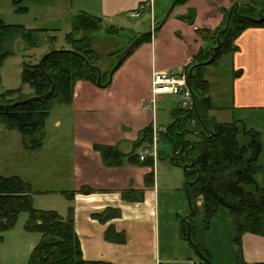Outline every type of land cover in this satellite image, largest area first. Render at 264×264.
<instances>
[{"label":"trees","instance_id":"trees-1","mask_svg":"<svg viewBox=\"0 0 264 264\" xmlns=\"http://www.w3.org/2000/svg\"><path fill=\"white\" fill-rule=\"evenodd\" d=\"M22 2L23 0H12L15 13L26 14L28 12L27 8L20 6ZM186 2L187 0H180L177 6ZM237 3L240 4L238 13L241 16L233 15L228 30L221 35L222 45L215 51L214 62L224 55H231L238 51L235 42L245 31L254 27L264 28V20L256 23L250 19L259 18V12L264 10V0H237ZM223 12L225 18L219 29L213 32L203 29L196 30V34L203 39L205 46L194 57L193 62L187 67V71L192 66L205 63L211 58L209 50L218 44L217 36L225 28L230 10ZM164 14L161 15L162 19L154 25V28L162 23L165 18ZM189 14L188 17H180V19L189 25H194L196 12L190 11ZM72 22V30L65 37L68 47L61 49H69L76 54L56 53L50 55L44 61V70L47 74L45 75L41 71L39 63L47 53L57 49V37L54 34L58 30L26 29L22 25L7 24L0 17V70L5 60L14 55L13 44L17 39L20 38L22 41L23 52L32 53L23 55L21 86L0 93V105L15 103L18 100H14V98L18 96L21 97L20 101L46 95L52 88L49 77L56 86L54 93L45 100L18 106L10 111L0 109V125L7 131H16L20 134L22 145L26 151H35L44 146L47 138L46 126L52 112L56 107H71L73 105L75 89L79 81L89 82L98 87V71L87 67L83 58L87 59L92 67L98 66L97 63L101 59V55L94 48L93 34L104 26L103 20L82 12L74 16ZM107 32L119 35V30L114 26H108ZM42 35H46L47 38H41ZM140 35L142 33L133 35L123 49L113 52L111 55L116 56V60L124 55L123 65L140 46L151 43L153 36L148 35L141 39L129 54H124ZM44 45L48 47L47 51L36 58L33 52ZM204 66L197 67L191 77V90L196 96L194 108L189 111L181 107L174 110L172 112L173 121L166 126L168 132L165 129L161 135H163V142L169 148L167 159L173 166L183 168L188 163L193 162L194 164L190 170L184 171L185 183L192 182L188 185V190L194 211L198 207V202H201L205 216L210 220L220 207H224L232 220L230 238L233 247L230 250L237 249L233 264H250L244 259L243 236L250 233L264 238V187L260 186L257 181V176L264 173V167L260 164V157L264 149L262 136L259 132L248 131L242 120L235 119L231 123H219L210 116V111L220 108H216L208 96L210 84L204 79ZM109 73L110 71L102 73L103 84L108 82ZM1 78L0 73V84ZM26 86L30 88L31 93L24 98ZM178 124L179 129L177 128ZM202 124L209 125L214 132L213 136H204L199 133L195 136L197 140H192L189 147L188 134L184 132L185 129L195 126L196 129L201 130ZM241 135L248 138L247 144H240ZM153 136L154 125L151 124L141 131L131 153L127 155L121 153L117 146L95 145L93 149L100 154L103 164L108 168L122 167L126 160L134 166L154 165L153 157L147 156L145 161H140V155L137 153L140 148L145 149L153 144ZM174 146H176L175 153L173 152ZM181 148L184 150L180 152ZM160 152L159 150L158 157ZM197 170L201 175L198 182H195L198 177ZM149 180H154V173L151 174ZM79 192L89 194L93 190L82 187ZM35 194L38 195L33 192L32 185L21 177L0 175V233L15 227L19 217L26 214L28 218L24 226L25 232L41 235V240L33 248L27 264H112L86 261L83 257L80 237L75 230L73 208H69L66 217L53 210L36 208L34 206ZM65 195L71 201L75 193L66 192ZM123 198L128 202H142L144 193L128 191L123 194ZM121 215L120 209L107 208L104 212L93 215V218L102 224H109L120 218ZM192 217L189 221L192 226V239L196 243L193 237ZM180 219L182 223L181 237L187 240V223L182 215ZM105 239L117 245H124L127 242L125 233L118 232L113 224H109L106 229ZM189 245L196 253L194 247L190 243ZM197 246L210 263L214 264L211 255L205 253L200 245L197 244ZM196 256L199 258V262L192 264H208L197 253ZM255 264H264V262Z\"/></svg>","mask_w":264,"mask_h":264},{"label":"crops","instance_id":"crops-1","mask_svg":"<svg viewBox=\"0 0 264 264\" xmlns=\"http://www.w3.org/2000/svg\"><path fill=\"white\" fill-rule=\"evenodd\" d=\"M78 1L81 5L78 7L79 12L89 13L101 18L103 25L106 27L109 24L114 25L117 23L119 27H115V29L123 31L126 26L124 18L133 19L130 13L140 3L149 0ZM235 3H237V0H189L187 4L177 6L171 17L158 31L161 32L158 35L156 34L158 32L152 35L153 40L151 43L140 46L115 73L112 84L107 87L109 89L95 87L84 81L77 83L74 103L69 107L71 109L70 115H73L75 119L82 116V123L84 124L91 121L92 116H99V122L94 120L95 126L103 127L107 121L111 123V117H117L119 120L124 114H131L126 112L139 111L141 117H143L139 132L152 122L154 123L151 118L154 119L155 113L150 115V113L142 112H149L144 109V106H146L144 103L152 101L151 85L155 71L172 68L173 72L178 73L181 69H187L191 64L192 57L197 55L201 48L205 46L204 41L198 37L195 30L216 31L219 29L224 22L225 15L223 11L230 10ZM171 4L172 0H156L153 13L151 10H147L151 20L150 28L146 27L143 30H137L136 33L132 32V34H140L154 29V25L162 19L161 15L168 11ZM191 10L196 12L195 22L192 26L180 19V17L189 16ZM147 11L141 17L148 15L146 14ZM55 13L60 17L62 16L60 7L58 10L55 9ZM28 14L26 13V16ZM0 17L5 22L8 19L2 9L0 10ZM34 21H37V19L35 18ZM120 27L123 29H120ZM25 28L35 29L30 28V26ZM21 42L19 38L13 47L14 53L19 57L23 55ZM46 45L41 48H46ZM124 45L125 41L122 42L121 47L123 48ZM235 45L238 51L230 55L232 60V103L229 107L219 106V110L225 108L235 115L262 113L264 112V28L254 27L248 29L236 40ZM94 48L97 51L95 42ZM26 54H31V52ZM19 67L21 68L20 64ZM3 91L4 87L0 84V93ZM91 94L102 96V98L100 100L96 99ZM213 111L209 113L210 116H213ZM68 116H65V118ZM238 120L241 119L238 118ZM115 122L113 131L121 133L116 128L117 121ZM121 123L123 124V122ZM56 127L62 128L63 123L58 121ZM0 128L3 127L0 126ZM115 132H113L114 138ZM137 139L138 137L132 138V142L135 143ZM120 142L121 140H115L106 146H117L119 149ZM76 147L85 148V146L81 147L79 143L76 144ZM132 149L133 146L131 151ZM85 153L87 154L86 159L70 163L65 170L61 165L58 166L61 171L58 172L57 177L60 174L62 178H60V181L59 178H55V181L57 184L60 183L61 188L56 193H52V190L49 189L38 193V205L40 207L37 208L56 211L63 217L67 216L70 207L73 208L75 230L80 237L83 257L86 261L112 264L170 263V258L164 261L161 256V199L156 177H154V180L147 181V185L150 183V186L143 185L142 179L145 172L137 171L140 181L138 178L135 180L132 178V174L136 172L135 170H138L136 167L131 166L130 170L132 172L122 174L123 166L108 168L103 164L98 152L85 150ZM261 165L264 167V163ZM50 172H53L52 169L45 172V168H43L41 174H49ZM45 178L47 177L42 176L40 180ZM46 181L52 183L54 180L48 178L43 182ZM257 181L260 186L264 187V173L257 176ZM176 184L177 186L172 187L174 190L183 189L185 192V183L179 185L176 182ZM82 187L91 188L93 192L89 194L80 193L79 190ZM128 191L143 192L144 200L142 202L126 201L123 194ZM66 192L75 193L73 200L69 201L67 199ZM51 196L55 198L46 199V204L44 198ZM107 208H118L122 212L120 218L111 221L109 224H113L118 232L125 233L127 242L124 245L108 242L105 239V231L109 224H102L93 218V215L102 213ZM242 245L244 259L247 263L264 262L263 237L247 233L243 236ZM236 250H231V256L234 260ZM194 262L195 259L193 258L188 260L189 264ZM231 262L232 260H230Z\"/></svg>","mask_w":264,"mask_h":264},{"label":"rangeland","instance_id":"rangeland-1","mask_svg":"<svg viewBox=\"0 0 264 264\" xmlns=\"http://www.w3.org/2000/svg\"><path fill=\"white\" fill-rule=\"evenodd\" d=\"M86 1L88 2L91 0ZM173 1L174 0H172V3ZM188 1L189 0H187V2ZM187 2L184 4H187ZM20 6L28 9L29 12L27 13L29 14L27 16L26 14L18 15L14 12L12 0H0V10L2 9L8 18L6 19V23L22 25L24 27L30 26V28L38 30L57 29L58 32L54 34L57 37V49L68 47L65 42L66 34L72 30V20L74 16L82 13L79 12L78 9V7L81 6L79 1L23 0ZM59 7L60 12L62 13L61 17L55 13V9L58 10ZM192 11L194 12V10H191V12ZM146 14L148 15L142 16L139 19L124 18V23L126 24L124 27L125 30H119V35L108 33V27L106 26H103L100 30L94 32L93 42H95L97 52L101 55V59L97 64L102 70V73L111 71L112 67L116 65L118 60H116V56L111 55V53L123 49L128 44L129 39L133 36L132 32L136 33L138 32L137 30L140 31L146 27L150 28L151 20L149 11H147ZM35 18L37 21H34ZM109 26L119 27L117 23L114 25L109 24ZM120 29L123 28L120 27ZM160 32L156 34L158 35ZM42 37L47 36L44 35ZM198 37L200 36L198 35ZM123 41H125V45L122 48L121 44ZM47 49L48 47L35 50L33 55L35 54L36 58H39V56L46 52ZM26 53L29 52L25 51L23 52V55H26ZM168 54L169 52L167 53V56ZM23 55L19 57L14 53V55L5 60L3 67L0 70L2 77L1 84L4 87L3 92L17 89L21 86L22 70L19 67V64L21 66L23 62ZM194 57H192L191 63L193 62ZM203 68L205 70L204 79L210 84L208 96L213 101V105H215L216 108L222 105L223 107H229L232 103L233 89L232 60L230 55H224L213 64L204 66ZM2 70L4 71L2 72ZM155 72L164 75H176L177 73L173 72L172 68L157 70ZM145 84L147 85L146 82ZM26 87L24 89V98L31 93H29L30 88L28 87V89H26ZM145 88L147 89V86ZM91 95L95 96V98L99 100L102 98V96L94 94ZM20 98L21 97L18 96L15 97L14 100L19 101ZM181 100L182 99L178 96L164 95L161 98H157L155 101H146L144 103L146 105L144 106V109L149 112L146 111L142 113H150V115L155 113L154 119L151 118V120H154V123L152 122L151 124L160 130L162 129L164 132L166 126L173 121L172 112L181 107ZM226 110L227 109L215 110L213 111L212 117H214L219 123H231L235 120L234 118L241 119L245 123L248 131L253 130L261 134L264 146V112L259 114L248 113L235 115L231 113V111ZM70 111L71 109L66 106H59L55 108L47 122V138L44 142V146L35 151H26L22 145L21 135L16 131L11 132L4 130V127L2 126L3 128H0V175L21 177L24 181L32 185L34 193H42L45 189L52 190V193H56L61 188L60 183L57 184L55 181V178H59V181L60 178H62L60 174L57 177L58 172L61 171L58 169L59 165L64 167L65 170L70 163L86 159L87 154L85 153V150L94 152L93 147L95 145H107L115 140H121L119 150L123 154H127L128 152L131 153V147L134 145L132 138H139L142 131L141 130L139 132L142 126L141 120L143 118L141 117V112L139 111L126 112L131 114H124L119 120L117 117H111V123L110 121H107L106 125L103 127L95 126L94 120L99 122V116H92L91 121L84 124L82 123V116L75 119L73 115H70ZM234 115L235 117H233ZM65 116L68 117L65 118ZM58 121L63 123L62 128L56 127V123ZM115 121H117L116 128L117 130L119 129L121 133L113 131L115 129ZM121 122H123V124ZM113 132H115V138ZM159 138L161 152L160 156L155 158L154 165L146 164L134 166L130 165L126 160L123 165L124 170L122 174L132 172L130 170L131 166L136 167L138 170H135L136 172L132 174V178L134 180L138 178L140 181V176L137 171L145 172L143 177L146 180L144 178L142 179L143 185H147V181L151 177V174L154 173V177H156L157 187L160 192L161 199V256L164 261L170 258V263L168 264H189L188 260H192L193 258L195 259V262H199V258L189 245V242L181 237L182 223L180 216L189 214L186 193L183 189L174 190L172 188L173 186H177L176 182L179 185H184V169L175 167L171 164V162L167 159V152H169V148L163 142V135H160ZM190 138L192 140H197L195 137ZM239 141L240 144H247L248 138H244V136L241 135ZM77 143H79L81 147L85 146V148H77ZM72 146L74 147L73 150ZM144 152L145 149L142 147L137 153L139 155L141 153H143V155H147ZM262 153L260 164L264 163V149ZM43 168H45V172H49L51 169L53 172L42 175L41 172ZM41 175L47 178L40 180V177H42ZM48 178L53 179L54 181L52 183H49L48 181L43 182ZM147 186H150V183ZM34 197L36 202V204L34 202V206L36 208L40 207L38 205L39 195L35 194ZM54 198L55 197L53 196L44 198V201L47 204L46 199ZM27 218L28 216L26 214H22L15 227L0 233V264H27L33 248L40 242V234H28L25 232L24 226ZM192 221L194 232L193 237L196 243L200 245V248L205 253H209L211 255L213 263L233 264L234 259L231 256L230 250L231 247H233L230 238L232 220L226 209L224 207H220L219 211H217V213L210 220H208L205 216L204 209L201 206V202H198V207L192 217ZM230 260H232L231 263ZM222 261L223 263H221Z\"/></svg>","mask_w":264,"mask_h":264},{"label":"water","instance_id":"water-1","mask_svg":"<svg viewBox=\"0 0 264 264\" xmlns=\"http://www.w3.org/2000/svg\"><path fill=\"white\" fill-rule=\"evenodd\" d=\"M179 1L180 0H174L173 3L171 4V6L169 7V9H168V11H167V13L165 15V18L162 21V23L158 27H156V28H154V29H152V30H150L148 32H145L142 35H140L138 38H136L132 42V44L126 49V51L124 52V54H129L132 50H134L135 47L137 46V44L140 42V40L143 39L144 37H146L148 35H151L152 36L154 33L158 32L162 28V26L166 23V21L171 17V15H172L174 9L176 8L177 4L179 3ZM239 7H240V4L239 3H235L231 7L230 12H229V15H228V19H227L226 26H225V28L217 36V42H218V44L216 46L212 47L209 50V52L211 54V58L207 62H205V63H199V64H196V65L192 66L191 69L189 70V72H188V86H189L190 89H191V77L193 75L194 70L197 67H202L204 65L205 66H208V65H210L211 63L214 62V60H215V51L218 50V49H220V47L222 45V42H221L220 37H221V35L224 32H226L228 30L233 15H239V13H238ZM263 11L264 10H262V11L259 12V18L258 19H254V18H250V19L254 20L256 23H259V22L263 21L264 20ZM239 16H241V15H239ZM56 53H73V54H76V52H74L72 50H69V49H55V50H52L49 53H47L41 59V61L39 63L40 69H41V71L45 75H47V74H46V72L44 70V61L50 55H53V54H56ZM78 55L80 57H82V55H80V54H78ZM123 58H124V55H122L118 59L116 65L113 67V69H111V71L109 73V80H108V82L106 84H103L102 83V70L100 69V67H98V66L92 67L90 65V63L88 62V60L85 59V58H83V61H84L85 65L87 67L94 68L95 70L98 71V79H97V85H98V87H100V88H107V87H109L112 84L113 77H114L115 73L120 69V67H121V65L123 63ZM49 80H50V82L52 84V88H51L50 92L47 93L46 95H44L42 97H30L28 99H25V100H22V101H17L15 103L8 104V105H0V109L6 110V111H10V110H12V109H14V108H16L18 106H22V105H25V104H28V103H33V102H39V101H42V100H45V99L49 98L54 93L55 87H56L55 84H54V82L52 81V79L50 77H49ZM192 94H193V100H194V105H195V103H196V96H195L194 93H192ZM193 125H194V123H193ZM202 125H203L204 128H203L202 131L199 132L200 134L206 135L207 133H210L211 135H213L214 132L212 130L207 129L205 124H202ZM178 129H179V125H178ZM166 132H168V129H166ZM180 134L183 135L184 133H180ZM182 150H183V148H181L180 152ZM175 151H176V146H174L173 152L175 153ZM193 165H194L193 162L190 163V164L184 165V167H183L184 171L190 170V167H192ZM197 171H198V177L195 180V182H198V179H199V177L201 175L200 172H199V170H197ZM191 183L192 182H186L185 183V192H186L187 200H188L189 214H187V215H185L183 217H184L185 222L187 223V232H186V234H187V240L194 247V249H195L196 253L199 255V257L201 259H203L205 262H207L208 264H211L210 261L202 254L201 250L198 248L197 244L192 239V226H191V223H190L189 219L194 215L195 211H194V208H193V205H192V201H191V196H190V193H189V190H188V185L191 184Z\"/></svg>","mask_w":264,"mask_h":264},{"label":"built area","instance_id":"built-area-1","mask_svg":"<svg viewBox=\"0 0 264 264\" xmlns=\"http://www.w3.org/2000/svg\"><path fill=\"white\" fill-rule=\"evenodd\" d=\"M156 0H149L147 2L140 3L134 11L130 13V16L133 19H139L141 15L147 11L153 10L155 8ZM188 72L186 69H181L176 75H164L155 73L152 79L151 91H152V100L155 101L157 98H160L164 95L178 96L181 100V108L184 110H192L194 107V100L192 90L188 86L187 81ZM162 130L154 126V136L153 144L145 148L147 155L140 154V161H145L147 156L157 158L158 152L160 150L159 136L161 135Z\"/></svg>","mask_w":264,"mask_h":264},{"label":"flooded vegetation","instance_id":"flooded-vegetation-1","mask_svg":"<svg viewBox=\"0 0 264 264\" xmlns=\"http://www.w3.org/2000/svg\"><path fill=\"white\" fill-rule=\"evenodd\" d=\"M194 108V107H193ZM186 111H188V110H186ZM198 113V112H197ZM180 123V122H179ZM179 125V124H178ZM206 125V124H205ZM178 128V127H177ZM203 126H202V129L200 130V129H196L195 128V126H191V127H188V128H186L185 129V132L188 134V138H187V141H188V146L190 147V142L192 141V139L190 138V137H195V136H197L198 134H199V132L200 131H202L203 130ZM206 128L207 129H209V130H212L210 127H209V125H206ZM213 131V130H212ZM214 134V133H213ZM207 136H213V135H211L210 133H207L206 134ZM205 136V135H204ZM188 153H189V151H188ZM188 159H189V157H188ZM188 164H190V163H188Z\"/></svg>","mask_w":264,"mask_h":264},{"label":"bare ground","instance_id":"bare-ground-1","mask_svg":"<svg viewBox=\"0 0 264 264\" xmlns=\"http://www.w3.org/2000/svg\"><path fill=\"white\" fill-rule=\"evenodd\" d=\"M171 141V140H170ZM172 143V142H171ZM183 150H184V148H183Z\"/></svg>","mask_w":264,"mask_h":264}]
</instances>
